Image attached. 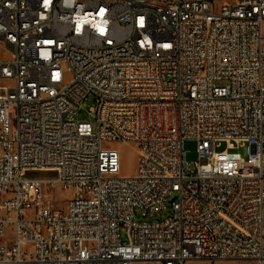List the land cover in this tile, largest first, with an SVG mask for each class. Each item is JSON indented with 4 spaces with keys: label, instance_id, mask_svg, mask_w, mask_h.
I'll return each instance as SVG.
<instances>
[{
    "label": "built area",
    "instance_id": "2783aa9c",
    "mask_svg": "<svg viewBox=\"0 0 264 264\" xmlns=\"http://www.w3.org/2000/svg\"><path fill=\"white\" fill-rule=\"evenodd\" d=\"M0 44V264H264V0H0Z\"/></svg>",
    "mask_w": 264,
    "mask_h": 264
},
{
    "label": "rangeland",
    "instance_id": "374dc122",
    "mask_svg": "<svg viewBox=\"0 0 264 264\" xmlns=\"http://www.w3.org/2000/svg\"><path fill=\"white\" fill-rule=\"evenodd\" d=\"M222 3L219 2L220 5ZM6 51L1 48L0 55H4ZM2 83V82H0ZM95 106L94 100L92 96L87 97L84 102L79 107V112L76 116L77 120L85 121L90 118L88 112L91 108ZM112 150H116L119 156V174L122 176H132L136 170V151L135 147L132 143H111L108 145ZM225 149V144H221L218 148V151H222ZM232 152H236L240 154L241 158L246 160L247 153L246 148L238 147L237 149L232 150ZM65 205V199H62L58 202L54 207L56 209L63 208ZM156 220V219H155ZM2 241L0 240V245ZM186 264H255L250 260H226V261H192Z\"/></svg>",
    "mask_w": 264,
    "mask_h": 264
},
{
    "label": "crops",
    "instance_id": "0c3cea01",
    "mask_svg": "<svg viewBox=\"0 0 264 264\" xmlns=\"http://www.w3.org/2000/svg\"><path fill=\"white\" fill-rule=\"evenodd\" d=\"M3 48L6 53L4 55H0V62H4V61H7L9 60L10 58V55H9V52L7 49L4 48V46L2 44H0V49ZM1 82V81H0ZM1 84V83H0ZM189 263V262H188Z\"/></svg>",
    "mask_w": 264,
    "mask_h": 264
},
{
    "label": "bare ground",
    "instance_id": "6f19581e",
    "mask_svg": "<svg viewBox=\"0 0 264 264\" xmlns=\"http://www.w3.org/2000/svg\"><path fill=\"white\" fill-rule=\"evenodd\" d=\"M260 122L264 123V111L260 112Z\"/></svg>",
    "mask_w": 264,
    "mask_h": 264
}]
</instances>
